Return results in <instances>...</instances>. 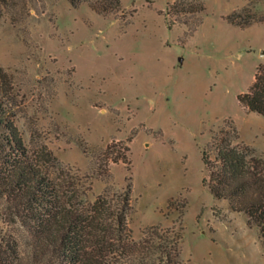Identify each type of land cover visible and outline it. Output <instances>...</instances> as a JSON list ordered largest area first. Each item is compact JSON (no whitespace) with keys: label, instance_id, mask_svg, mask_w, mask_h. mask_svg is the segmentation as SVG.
I'll return each mask as SVG.
<instances>
[{"label":"rangeland","instance_id":"obj_1","mask_svg":"<svg viewBox=\"0 0 264 264\" xmlns=\"http://www.w3.org/2000/svg\"><path fill=\"white\" fill-rule=\"evenodd\" d=\"M191 1L122 0L104 15L86 2L0 0V92L56 182H92L91 201L133 185L136 240L153 226L176 227L185 264H264L259 228L210 193L202 161L227 122L264 155V116L238 101L264 65V24L226 20L244 8L264 16V0L169 10ZM113 141L130 146V165L107 162ZM9 228L0 219V237Z\"/></svg>","mask_w":264,"mask_h":264},{"label":"trees","instance_id":"obj_2","mask_svg":"<svg viewBox=\"0 0 264 264\" xmlns=\"http://www.w3.org/2000/svg\"><path fill=\"white\" fill-rule=\"evenodd\" d=\"M70 2L74 6L86 2L104 15L123 6L122 0ZM187 5L182 10L175 4L168 7L176 13L206 10L201 0ZM226 20L241 28L264 24V16L251 15L248 8L228 14ZM238 101L264 116L263 64ZM15 117L8 98L0 92V219L10 227L0 237V264H185L181 228L153 226L142 239L134 238L129 226L131 183L122 192L107 190L91 201L92 182L82 184L74 178L56 182L30 154ZM130 153L123 141H113L105 151L107 162L126 165L131 164ZM202 161L210 193L243 213L249 226L259 228L264 241V155L240 141L237 129L227 122L213 131L211 144L202 150ZM108 172V168L100 169L102 175Z\"/></svg>","mask_w":264,"mask_h":264}]
</instances>
